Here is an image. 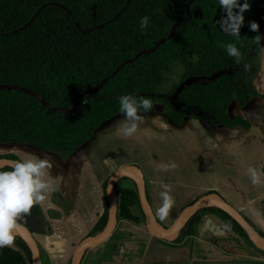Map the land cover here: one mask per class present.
Here are the masks:
<instances>
[{"label": "trees", "instance_id": "trees-1", "mask_svg": "<svg viewBox=\"0 0 264 264\" xmlns=\"http://www.w3.org/2000/svg\"><path fill=\"white\" fill-rule=\"evenodd\" d=\"M189 1L0 0V85L21 86L41 95L49 106L71 109L77 96L165 38L172 25L186 17ZM249 3L241 37L236 38L223 33L216 24L223 15L218 0H197L190 6L191 19L180 24L171 40L155 53L123 67L102 90L85 96L72 115L48 110L25 93L1 90L0 145L26 144L41 151L75 152L104 123L122 115L118 97L124 94L150 98L152 108L141 112L150 113L161 106L177 126L190 117L213 126L250 128L247 121L229 114L233 102L244 107L255 98H264L255 84L261 55L252 40L262 34L260 29L259 33L249 29L251 21L259 25L264 22V0ZM142 16L150 18L145 30L139 27ZM227 43L240 50L239 64L227 54ZM170 75H174L173 80L168 79ZM0 159L18 160L14 155ZM107 182L105 210L91 237L101 234L108 224ZM117 186L118 218L139 224L145 215L137 189L119 191ZM205 214L215 215L253 245L239 223L215 207L199 209L174 243L195 236ZM18 222L33 233L48 232L39 206ZM0 264H32L31 249L22 237L16 234L11 248L0 249ZM43 264L50 262L43 260Z\"/></svg>", "mask_w": 264, "mask_h": 264}, {"label": "crops", "instance_id": "crops-1", "mask_svg": "<svg viewBox=\"0 0 264 264\" xmlns=\"http://www.w3.org/2000/svg\"><path fill=\"white\" fill-rule=\"evenodd\" d=\"M260 32L264 36V27ZM255 84L264 94V57ZM142 114L144 122L134 135L126 137L117 130L118 123L125 126L122 114L104 123L90 141L72 153L41 151L26 144L0 145V156L14 155L18 160L48 157L53 163L48 179L55 190L38 205L48 232H31L40 264L43 260L72 264L78 246L98 236L91 237V233L105 210L104 184L125 168L138 170L153 224L161 232L170 230L200 198L215 194L264 233V182L253 184L247 174L249 167L264 172V98H255L244 107L233 102L229 108L231 118L244 119L250 128L213 126L190 117L177 126L161 106ZM122 178L127 180L121 182ZM117 184L119 191L137 189L132 172ZM164 185L172 203L161 218ZM106 194L109 208L107 188ZM113 195L119 207L116 188ZM139 199L144 212L140 195ZM188 222L167 240L150 232L146 217L139 224L118 218L108 240L84 251L79 264H264V243L250 240L253 245L249 244L211 214L200 219L195 236L174 243Z\"/></svg>", "mask_w": 264, "mask_h": 264}, {"label": "clouds", "instance_id": "clouds-1", "mask_svg": "<svg viewBox=\"0 0 264 264\" xmlns=\"http://www.w3.org/2000/svg\"><path fill=\"white\" fill-rule=\"evenodd\" d=\"M219 9L223 15L216 21L219 29L232 37L240 38V31L245 21V13L250 9L249 0H218ZM149 17L139 18L141 30L147 29ZM249 29L259 33V24L255 21L249 22ZM255 48L261 57H264V36L257 34L254 38ZM227 54L234 57L239 64L240 50L234 43H227L225 46ZM193 60H198L194 54ZM244 70L248 66L243 65ZM120 112L124 116L121 127L118 123L117 130L124 136L130 137L137 131L138 125H142L143 114L141 110L148 111L152 108L150 98H138L132 94H124L118 97ZM53 163L50 158L34 157L26 160H16L10 168L0 169V249L11 248L14 244L16 231L20 225L18 221L23 215L30 213L34 206L41 205L55 190L54 185L48 179ZM165 167V166H161ZM175 167V165H172ZM247 174L253 184L264 182V172L255 167H249ZM165 191L161 193L163 200L159 209L161 218L167 213L172 203L168 186L164 185Z\"/></svg>", "mask_w": 264, "mask_h": 264}, {"label": "water", "instance_id": "water-1", "mask_svg": "<svg viewBox=\"0 0 264 264\" xmlns=\"http://www.w3.org/2000/svg\"><path fill=\"white\" fill-rule=\"evenodd\" d=\"M196 1L197 0H190L188 2L187 7H186V17L175 22L172 25L171 32L165 38L160 39L154 45V47L151 48L150 50H142L134 58L127 60V61L123 62L122 64H120L110 76L103 79L95 88L86 90L83 93H81L79 96H77L73 102V106L71 109L55 108V107L49 106L45 102V100L43 99V97L41 95L37 94L36 92H34L32 90L23 88L21 86L0 85V91L1 90L19 91V92L25 93L29 96L37 98L41 102V104L44 107H46L48 110H51V111L56 112V113H62L65 115H72L78 111L79 104L81 103L82 99L85 96H87L89 94H96L100 90H102V88L105 86V84L109 80L114 78L120 72V70L123 67H125L128 64L136 62L143 55H150V54L155 53L162 45H164L167 41L171 40L174 37V35H175L178 27L180 26V24L188 22L191 19L190 6H191V4H193ZM14 161H16V160L0 159V169L7 167V166L11 167V165L14 163ZM127 172H132V175H133L135 182H136L138 193H139L140 198H141L143 205H144V214L146 217L147 226H148L150 232L153 235H155L156 237H158L160 239H167V240L171 239L173 237V235H175L183 227V225L186 222H188L196 214V212L199 209L207 207V206H214V207H217V208L227 212L229 215H231L239 223L244 234L254 244L260 245V244L264 243V233H259V232L255 231L251 227V225L248 223V221L238 211H236L234 208H232L220 196L215 195V194H210V195L204 196V197L200 198L198 201H196L194 204H192L190 207H188L182 213V215L179 217L177 222L174 224V226L170 230H167L166 232H161V231L157 230L153 224V221H152L151 210L149 208V205L147 203L146 196H145L144 183L142 182V179H141V176H140L138 170L135 168H125V169H120V170L116 171L108 181L107 192H108V196H109L110 207H109V221H108V224H107L105 230L100 235H98L97 237H95V238H93L87 242H84L78 246V248L76 249V254L73 258L72 264H79V257L84 251H86L90 248H93L99 244L104 243L106 240H108V238L111 236V234L113 233V231L117 227V224H118V206L116 204L113 192H114L116 183ZM19 225H20V227L16 231V233L19 234L23 239H25L27 241V243L31 249V252H32V264H40L41 263V256H40L39 248H38V245H37L35 238L33 237L31 231L26 226H24L23 224H20V223H19Z\"/></svg>", "mask_w": 264, "mask_h": 264}, {"label": "rangeland", "instance_id": "rangeland-1", "mask_svg": "<svg viewBox=\"0 0 264 264\" xmlns=\"http://www.w3.org/2000/svg\"><path fill=\"white\" fill-rule=\"evenodd\" d=\"M263 27H264V24L261 23V24L259 25V29H260V31L263 30ZM168 79L173 80V79H174V75H170V76L168 77ZM97 134H98V135L100 134V135L102 136V131H99V133H97ZM4 156H7V155H4Z\"/></svg>", "mask_w": 264, "mask_h": 264}, {"label": "built area", "instance_id": "built-area-1", "mask_svg": "<svg viewBox=\"0 0 264 264\" xmlns=\"http://www.w3.org/2000/svg\"><path fill=\"white\" fill-rule=\"evenodd\" d=\"M262 209H263V214H264V198H263V202H262Z\"/></svg>", "mask_w": 264, "mask_h": 264}]
</instances>
